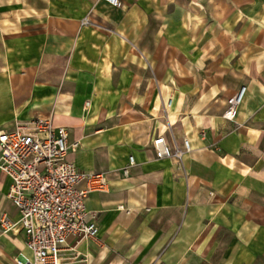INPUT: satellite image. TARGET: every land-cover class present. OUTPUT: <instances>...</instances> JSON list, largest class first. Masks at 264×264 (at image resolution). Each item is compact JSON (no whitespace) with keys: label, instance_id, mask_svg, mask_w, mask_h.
Instances as JSON below:
<instances>
[{"label":"crops","instance_id":"crops-1","mask_svg":"<svg viewBox=\"0 0 264 264\" xmlns=\"http://www.w3.org/2000/svg\"><path fill=\"white\" fill-rule=\"evenodd\" d=\"M116 1L0 0V131L47 117L109 179L85 199L100 243L69 239L62 264H264V0ZM158 134L189 139L181 167ZM19 252L23 231L0 233V264Z\"/></svg>","mask_w":264,"mask_h":264},{"label":"built area","instance_id":"built-area-1","mask_svg":"<svg viewBox=\"0 0 264 264\" xmlns=\"http://www.w3.org/2000/svg\"><path fill=\"white\" fill-rule=\"evenodd\" d=\"M245 89L240 86L229 97L223 118L234 120ZM168 105L170 100L165 103ZM199 135L203 137L204 132ZM68 137L66 127L41 116L17 120L11 129L0 131V171L10 178L6 197L19 213L16 220L0 214V233L21 229L29 251V255L17 254V264H62L61 252L69 239L100 243L97 214L86 208L85 199L91 192L108 191V175L80 170L68 160V153L79 147L77 141H69ZM152 146L156 158H174L179 167L183 156L191 151L189 139L183 138L182 145L177 146L162 134L153 138ZM133 163L130 156L122 169L124 176ZM118 209L124 207L119 205Z\"/></svg>","mask_w":264,"mask_h":264}]
</instances>
